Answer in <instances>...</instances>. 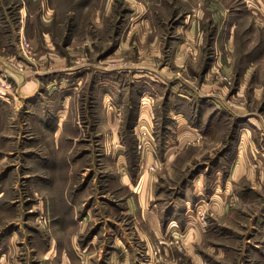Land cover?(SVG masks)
<instances>
[{"label": "rangeland", "instance_id": "1", "mask_svg": "<svg viewBox=\"0 0 264 264\" xmlns=\"http://www.w3.org/2000/svg\"><path fill=\"white\" fill-rule=\"evenodd\" d=\"M0 264H264V0H0Z\"/></svg>", "mask_w": 264, "mask_h": 264}, {"label": "crops", "instance_id": "2", "mask_svg": "<svg viewBox=\"0 0 264 264\" xmlns=\"http://www.w3.org/2000/svg\"><path fill=\"white\" fill-rule=\"evenodd\" d=\"M33 94V92L31 93V96H27V97H25L26 98V100H28V102H29V100L31 99V98H33L34 96L32 95ZM141 115V114H140ZM176 116V115H175ZM141 117V116H140ZM58 123V125H60V122L58 121L57 122ZM242 131V132H241ZM248 132V129H246V128H242L241 130H240V135H239V137H238V140H239V142H240V144H238L237 145V147H239V150L242 148V144H243V142H244V140L247 138V132ZM236 150H237V148H236ZM243 150H244V146H243ZM244 153V152H243ZM238 155L240 156L241 155V151H236V154H235V158L236 159H240L241 157H239L238 158ZM243 155V154H242ZM241 155V156H242ZM200 178V177H199Z\"/></svg>", "mask_w": 264, "mask_h": 264}]
</instances>
